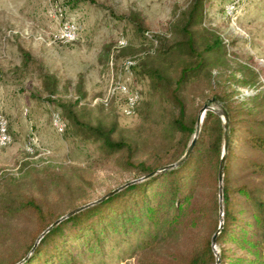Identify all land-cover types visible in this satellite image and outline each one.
<instances>
[{"label":"rangeland","instance_id":"obj_1","mask_svg":"<svg viewBox=\"0 0 264 264\" xmlns=\"http://www.w3.org/2000/svg\"><path fill=\"white\" fill-rule=\"evenodd\" d=\"M192 1L0 0V113L12 137L0 148V264L20 256L33 231L30 215L9 210L21 195L61 212L141 178L123 167V153L108 157L100 144L75 135L67 111L83 123L114 126L115 140L134 144L135 162L151 160L153 151L168 146L175 110L153 91L148 72L159 68L173 80L192 59L182 50L151 54L142 33L159 38L162 50L183 40L179 28ZM63 21L79 27L76 42L56 39ZM192 30L197 44L212 37L224 44L225 56L214 57L207 73L214 88L237 92L241 104L262 90L264 0H204L202 18ZM120 39L127 44L122 49ZM129 58L137 62L135 72L124 70ZM205 76L185 93L190 119L205 104L221 110L217 102L209 104ZM117 79L140 93L133 116L124 115L123 102L109 94ZM53 111L68 121L61 135L51 126ZM142 257L127 256L120 264H140Z\"/></svg>","mask_w":264,"mask_h":264},{"label":"trees","instance_id":"obj_2","mask_svg":"<svg viewBox=\"0 0 264 264\" xmlns=\"http://www.w3.org/2000/svg\"><path fill=\"white\" fill-rule=\"evenodd\" d=\"M203 2L192 1L179 28L184 39L166 50L159 38L142 33L152 46L151 54L182 50L192 59L173 80L159 68L148 72L153 91L175 110L169 123L172 138L162 152L153 151L151 160L135 162L134 144L115 140L114 126L83 123L67 111L75 135L100 144L108 157L123 153V167L146 178L64 219L38 242L42 232L75 208L59 212L34 196L21 195L9 210L30 215L33 231L24 252L4 264H120L137 254L143 255L140 264H215L217 259L219 264H264V89L241 104L237 92L214 88L207 73L214 57L225 56L224 44L218 37L197 44L192 28L202 18ZM136 67L137 62L131 70ZM202 75L209 77L208 98L220 104L229 122L220 202L224 123L215 111L205 112L187 158L161 171L178 162L193 139L198 115L189 118L184 96ZM253 77L255 84L258 79ZM220 224L214 251L211 238Z\"/></svg>","mask_w":264,"mask_h":264},{"label":"built area","instance_id":"obj_3","mask_svg":"<svg viewBox=\"0 0 264 264\" xmlns=\"http://www.w3.org/2000/svg\"><path fill=\"white\" fill-rule=\"evenodd\" d=\"M234 7L232 6V9ZM61 16V14H60ZM150 38L151 35L146 33ZM79 38V27L71 21H63L60 25L56 39L62 44H71ZM126 41L120 39L117 42V48L122 49L126 47ZM136 64L134 58H129L124 63V70H130ZM260 77V89L264 88V81ZM109 94L111 96H118L123 101V114L126 116H133L136 114L137 108L141 101L140 93L132 90L127 84L120 79L112 80L109 84ZM51 126L57 134H63L67 129V123L58 111L51 113ZM12 143V137L9 133L8 123L6 118L0 113V148L6 147Z\"/></svg>","mask_w":264,"mask_h":264},{"label":"water","instance_id":"obj_4","mask_svg":"<svg viewBox=\"0 0 264 264\" xmlns=\"http://www.w3.org/2000/svg\"><path fill=\"white\" fill-rule=\"evenodd\" d=\"M214 101L211 100L209 104H213ZM215 111L217 114H219V116L221 117L224 125H223V128H224V135H223V147H222V154H221V158H220V162H219V166H218V183H219V194H218V197H219V202L221 201V181H222V175H223V168H224V162H225V153L227 151V146H228V133H229V122H228V117H227V114L224 110H215V108L213 106H210L208 104H205L203 105V107L200 109L199 113H198V117H197V121H196V127H195V133H194V136H193V139L191 141V143L189 144L187 150L185 151V153L183 154V156L178 160V162H176L175 164H172V165H169V166H166L164 168L161 169L162 170H165V169H169V168H173L175 166H178L180 165L186 158L187 156L189 155V153L191 152V149L193 147V143H194V140L195 138L197 137V134L199 132V129H200V125L202 123V119L204 117V114L206 111ZM146 178V177H145ZM145 178H141L139 180H136V181H131V182H128V183H125L124 185L116 188V189H113L112 191L108 192L107 194H105L104 196H102L101 198H99L98 200L96 201H93V202H90V203H87V204H84L80 207H77L75 208L74 210L68 212L67 214L61 216L59 219H57L53 224H51L44 232H42V234L38 237L37 239V242L40 240V238L42 236H44L52 227L56 226L58 223H60L61 221H63L64 219L70 217L71 215L85 209V208H88L90 206H93L101 201H103L104 199H106L107 197H110L111 195L117 193L118 191H120L121 189L125 188L126 186L134 183V182H138L140 180H143ZM219 212H220V216H222V208H221V205L219 206ZM221 222V221H220ZM221 228V224L219 225V228L217 230V232H215L211 238V245L214 249V251L216 250L215 249V244H216V236L218 234V231L219 229ZM36 242V243H37ZM215 264H219V261L218 259L216 260V263Z\"/></svg>","mask_w":264,"mask_h":264}]
</instances>
